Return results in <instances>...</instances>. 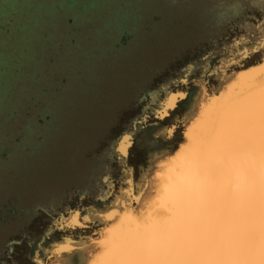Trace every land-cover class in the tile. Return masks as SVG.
<instances>
[{"label": "rangeland", "instance_id": "rangeland-1", "mask_svg": "<svg viewBox=\"0 0 264 264\" xmlns=\"http://www.w3.org/2000/svg\"><path fill=\"white\" fill-rule=\"evenodd\" d=\"M262 41L264 0H0V264H47L66 238L82 264L96 216Z\"/></svg>", "mask_w": 264, "mask_h": 264}, {"label": "snow or ice", "instance_id": "snow-or-ice-1", "mask_svg": "<svg viewBox=\"0 0 264 264\" xmlns=\"http://www.w3.org/2000/svg\"><path fill=\"white\" fill-rule=\"evenodd\" d=\"M240 77L203 106L158 213H124L93 264H264V79Z\"/></svg>", "mask_w": 264, "mask_h": 264}, {"label": "bare ground", "instance_id": "bare-ground-1", "mask_svg": "<svg viewBox=\"0 0 264 264\" xmlns=\"http://www.w3.org/2000/svg\"><path fill=\"white\" fill-rule=\"evenodd\" d=\"M251 64H248V67L243 66L239 69L235 67L236 69L233 70L231 74H224L220 78V88L218 91H212L211 93H208V91L206 90L207 95H203L202 89L196 107L194 108L191 116L186 120L182 128V132L179 136L181 138V142L178 143L177 148L172 153H170L169 155L166 154L162 157H157L153 161L152 167L149 171V175L145 179L144 183L137 187L140 191L137 198L134 199L136 187L134 185L133 177H131L127 181V189H125L124 191L122 189L124 198L122 199L116 197L117 200L115 202V206H113V204L112 207L106 210V212H104L103 214H98L96 216V218H98L100 224L102 225V228L98 230L96 238H88L81 242V248L79 249V251L83 255L82 264H93V261L98 260L102 257V254L104 253V247L100 242L103 241L105 236L108 235L107 229L113 228L120 223L124 213L130 212L133 215L141 218L148 215L149 213H151L152 215H156L158 213V205L163 203L161 190L162 188H167L168 184L170 183L171 177L175 171L177 157L184 151L185 146L190 142L189 136L195 135V133L198 131L199 122L202 118L201 113L203 106L205 104H210L213 97H221L229 91L233 93L240 92L245 86V80L240 77L241 72H251L252 75L257 78V80L264 79V56L257 63L253 65ZM172 92L169 93L167 100L164 102V112H168L169 108H173L177 101V98L182 97V95L173 94ZM172 96H175L176 99L172 102V104H169V98ZM172 133V130L168 131V134ZM134 204L136 205V207H134ZM71 215L72 216H70V218L67 220L68 225L73 227H80L82 225V223L78 224L79 221H81L80 213L74 212ZM90 218L91 217L87 216L84 218V221L90 220ZM73 246L74 244L72 240L66 238L63 242L53 247L52 254L55 259L50 260L48 263H46L68 264V259L73 256ZM69 248L71 250H68Z\"/></svg>", "mask_w": 264, "mask_h": 264}, {"label": "flooded vegetation", "instance_id": "flooded-vegetation-1", "mask_svg": "<svg viewBox=\"0 0 264 264\" xmlns=\"http://www.w3.org/2000/svg\"><path fill=\"white\" fill-rule=\"evenodd\" d=\"M169 93H171V92H168L167 93V95H166V98H165V101L167 100V97H168V95H169ZM163 107H165V103H164V106ZM124 139H120L119 140V142L117 143V145H116V147H115V149H116V151L117 152H120V153H122V154H125V153H127V148H128V146H129V144H130V142H129V140H130V138L128 137V136H124L123 137ZM125 142V143H124ZM126 147V148H125ZM124 149V150H123ZM126 149V150H125ZM74 213V212H73ZM73 213H71V214H73ZM70 216H72V215H70ZM70 216H69V218H70ZM68 218V219H69ZM67 219V220H68ZM78 224H81V221H79V223ZM65 240V239H64ZM63 242V241H62ZM53 250V249H52Z\"/></svg>", "mask_w": 264, "mask_h": 264}, {"label": "water", "instance_id": "water-1", "mask_svg": "<svg viewBox=\"0 0 264 264\" xmlns=\"http://www.w3.org/2000/svg\"><path fill=\"white\" fill-rule=\"evenodd\" d=\"M137 198V196H134V199H136Z\"/></svg>", "mask_w": 264, "mask_h": 264}]
</instances>
